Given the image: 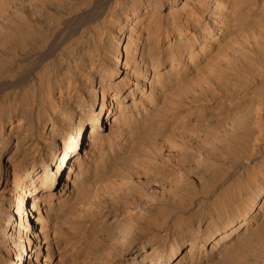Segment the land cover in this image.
<instances>
[{"label":"bare ground","instance_id":"obj_1","mask_svg":"<svg viewBox=\"0 0 264 264\" xmlns=\"http://www.w3.org/2000/svg\"><path fill=\"white\" fill-rule=\"evenodd\" d=\"M0 264H264V0H0Z\"/></svg>","mask_w":264,"mask_h":264}]
</instances>
